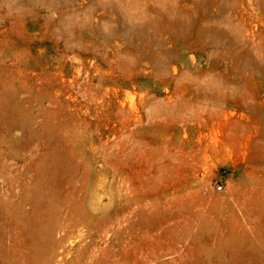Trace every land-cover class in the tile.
I'll return each instance as SVG.
<instances>
[{
  "label": "rangeland",
  "instance_id": "374dc122",
  "mask_svg": "<svg viewBox=\"0 0 264 264\" xmlns=\"http://www.w3.org/2000/svg\"><path fill=\"white\" fill-rule=\"evenodd\" d=\"M0 264H264V0H0Z\"/></svg>",
  "mask_w": 264,
  "mask_h": 264
},
{
  "label": "built area",
  "instance_id": "2783aa9c",
  "mask_svg": "<svg viewBox=\"0 0 264 264\" xmlns=\"http://www.w3.org/2000/svg\"><path fill=\"white\" fill-rule=\"evenodd\" d=\"M221 188H222V184L218 183V184L216 185V189H217V190H220Z\"/></svg>",
  "mask_w": 264,
  "mask_h": 264
}]
</instances>
